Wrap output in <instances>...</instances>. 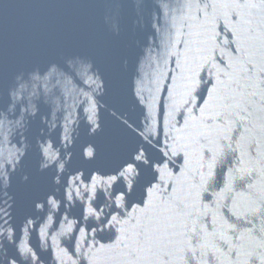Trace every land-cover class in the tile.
<instances>
[{
  "label": "water",
  "instance_id": "water-1",
  "mask_svg": "<svg viewBox=\"0 0 264 264\" xmlns=\"http://www.w3.org/2000/svg\"><path fill=\"white\" fill-rule=\"evenodd\" d=\"M0 264H264V0H0Z\"/></svg>",
  "mask_w": 264,
  "mask_h": 264
}]
</instances>
